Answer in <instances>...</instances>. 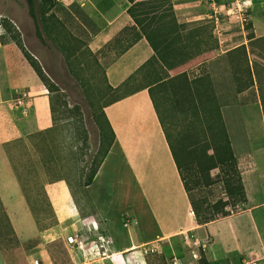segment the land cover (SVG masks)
<instances>
[{
	"label": "crops",
	"instance_id": "1",
	"mask_svg": "<svg viewBox=\"0 0 264 264\" xmlns=\"http://www.w3.org/2000/svg\"><path fill=\"white\" fill-rule=\"evenodd\" d=\"M78 1L96 28L90 48L103 63L109 83L118 87L155 55V50L145 36L125 47L129 38L141 31L129 12V0ZM251 2L252 37L244 36L238 43H228L233 36L229 26L217 33L206 17L209 7L204 0L170 2L188 44L191 60L185 61V67L205 63L208 72L200 75L213 79L226 119V108L232 107L231 131L227 130L247 193L241 210L198 223L148 88L105 107L115 140L93 182L85 188L103 223L96 216L86 220H98L101 230L113 238V249L124 252L128 263L129 251L152 243L162 245L166 254H190L186 260L177 257L182 264H199L192 259L189 246L196 244L184 238L185 233H191L200 241L209 239L215 259L222 263L264 264V0ZM170 3L162 5L161 12L167 11ZM178 67L170 69V74ZM235 79H253L254 84L240 90ZM252 89L254 101L250 98ZM22 92L27 94L28 116L17 105ZM243 98H247L246 103ZM53 126L49 88L0 25V200L21 242L20 249L13 252L0 250V264H56L44 242L29 246L42 238L44 227L32 206L31 177L21 171L15 157L23 141ZM211 175L214 180L222 176L219 168ZM72 202V194L66 191L58 199L63 205ZM21 216L27 220L22 222ZM130 218L132 222L126 226ZM85 221L84 230L75 228L69 235L85 234ZM177 240L188 250L177 246ZM23 248L24 252L18 251Z\"/></svg>",
	"mask_w": 264,
	"mask_h": 264
},
{
	"label": "rangeland",
	"instance_id": "2",
	"mask_svg": "<svg viewBox=\"0 0 264 264\" xmlns=\"http://www.w3.org/2000/svg\"><path fill=\"white\" fill-rule=\"evenodd\" d=\"M42 1L36 0L37 9ZM53 3L54 7L50 12L54 14L51 20L57 21L56 33L58 34V31L62 34L68 33L72 41H77L78 49L74 55L60 45H55L51 36L45 34V30L43 32L48 43L45 44L38 38L27 0H0V22L8 19L21 29L28 50L40 61L48 80L55 84L53 86L56 89L53 92L57 108V122L54 128L50 132L34 133L31 139L23 141L15 152L21 171L31 177L29 182L32 206L37 221L44 227L42 238L29 246L34 248L42 241L56 264H79L86 260V256L79 248L75 247L73 251L69 249L67 236L75 228L84 230V221L90 216H96L103 223L83 185L96 159L101 156L102 118L94 105L98 108L99 104L114 98L116 94L106 91L103 68L97 63V58L90 48V39L96 28L87 10L78 0H53ZM251 30L252 22L247 32L248 37ZM230 31L233 36L228 43H238L244 39V35L238 34L235 28H230ZM55 35L53 33L54 37ZM59 39L62 40L60 37ZM190 60L188 58L187 62ZM101 64L103 65L102 62ZM185 69L192 78L208 72L205 63L193 62L185 67L184 62L173 73L175 75ZM143 81L144 77L140 76L136 85L143 84ZM250 93L251 101H254L255 90H250ZM242 102L246 103L247 98H243ZM226 113L227 119L222 114L223 121L231 131V106L226 108ZM25 144L30 148L24 147ZM64 191L72 194L74 203L70 205L58 203ZM195 195L206 198L218 213V218L242 209L240 205L234 206L230 202L222 182L203 187L196 191ZM226 201L229 203L225 204ZM20 220L23 222L27 219L21 216ZM178 244L177 246L186 248L183 242L179 241ZM19 247L21 242L13 233L0 206V250L13 252L20 249ZM150 247H154L155 252H146ZM199 247L204 249L211 264H231L216 260L209 245H196L198 252ZM18 251L25 250L23 248ZM127 254L128 264H162V261L156 258L158 254H164L168 264L174 257L186 260V256H190L188 253L185 256L166 254L162 245L152 243L134 248ZM192 259L198 261L199 257Z\"/></svg>",
	"mask_w": 264,
	"mask_h": 264
},
{
	"label": "trees",
	"instance_id": "3",
	"mask_svg": "<svg viewBox=\"0 0 264 264\" xmlns=\"http://www.w3.org/2000/svg\"><path fill=\"white\" fill-rule=\"evenodd\" d=\"M129 2H131L129 12L140 26L141 31L134 33L125 47L131 46L139 38L145 36L154 48L155 55L118 87L109 83L106 69L97 59V63L103 68L106 91L116 94V96L99 104L98 108L94 105L102 118L100 123L101 156L96 159L95 165L83 185L86 188L93 182L115 140V131L106 115L105 107L138 90L148 88L191 200L195 217L199 224L210 222L218 218V213L214 211L206 198L196 197L195 192L201 188L222 182L225 193L234 206L247 202V193L238 157L231 144L227 126L223 121L221 104L213 79H207L202 75L192 78L186 71L175 75L170 74V69L184 63L189 58L188 44L181 33V25L177 21L170 3L171 0H129ZM27 3L38 38L47 44L45 36L47 34L49 37L51 36L55 45H60L74 55L78 49L77 41H72L68 33L62 34L58 31L57 34V21L51 20L54 17V14L50 12L54 7L53 0H43L38 9L36 0H27ZM166 3H170L167 11L161 12L162 5ZM0 25L19 45L27 60L49 88L53 120L56 124L57 108L53 98V92L56 90L53 86L55 84L50 83L42 64L28 50L20 29L8 19L0 22ZM52 32L56 34L55 37ZM249 36L252 37L251 33ZM248 73L252 75L249 67ZM140 76L144 77L143 84L136 85ZM235 80L240 90L254 84L253 79ZM53 128L54 126L51 129ZM214 168H219L221 171L222 176L219 180L212 178L211 172ZM228 203L226 201L225 204ZM0 206L3 208L1 200ZM199 253V264H211L202 247H199ZM156 258L162 261V264H168L164 254H158Z\"/></svg>",
	"mask_w": 264,
	"mask_h": 264
},
{
	"label": "built area",
	"instance_id": "4",
	"mask_svg": "<svg viewBox=\"0 0 264 264\" xmlns=\"http://www.w3.org/2000/svg\"><path fill=\"white\" fill-rule=\"evenodd\" d=\"M209 7L207 19L214 23V29L217 33H221L225 26L235 28L238 34L247 36V32L251 26V0H204ZM27 94L22 92V95L17 99V105L22 106L23 114L28 116L29 108L25 105ZM195 214V211H192ZM132 219H128L124 224L128 226ZM86 233H72L68 235L67 242L71 248H79L86 256V260L81 264H128V260L124 252L113 249V238L101 230V225L97 219H89L85 221ZM185 241L196 245L210 244V240L200 241L191 233L184 234ZM192 248V255L195 258L200 257V253L195 248ZM146 252H155L154 247L146 249ZM36 264L39 262L36 261ZM170 264H182V259L174 257ZM255 264V263H252Z\"/></svg>",
	"mask_w": 264,
	"mask_h": 264
}]
</instances>
